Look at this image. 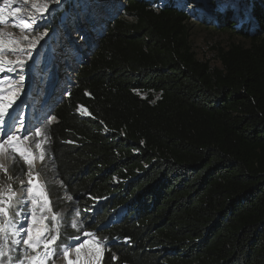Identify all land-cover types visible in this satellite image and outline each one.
Here are the masks:
<instances>
[{
  "label": "trees",
  "instance_id": "obj_1",
  "mask_svg": "<svg viewBox=\"0 0 264 264\" xmlns=\"http://www.w3.org/2000/svg\"><path fill=\"white\" fill-rule=\"evenodd\" d=\"M191 2L106 16L42 124L38 171L54 212L68 208L57 251L80 235L78 211L108 243L103 264H264V0H247L255 32L220 21L214 62L193 46Z\"/></svg>",
  "mask_w": 264,
  "mask_h": 264
},
{
  "label": "rangeland",
  "instance_id": "obj_2",
  "mask_svg": "<svg viewBox=\"0 0 264 264\" xmlns=\"http://www.w3.org/2000/svg\"><path fill=\"white\" fill-rule=\"evenodd\" d=\"M5 1L6 0H0V8L3 7ZM49 1L55 2L58 0H49ZM81 1L82 0H62V3L59 4V6L52 9L51 13L48 14L47 17L45 16V18L43 17L41 22L35 27H32L31 30L22 29L16 26L12 21L0 22V35L3 37L9 36L17 39L20 42L21 47L26 48L30 42L36 41V46L32 50L31 58H26L24 56L20 57L22 59H26L23 72L10 74L11 79H13L14 81H16V83H18L20 75H23V77H25L26 75L30 74L31 69L34 67L33 63H31V61H33L34 55L37 58L36 67L45 70L46 66L50 64V60L52 59L51 57L52 49L61 52L66 45L68 44L73 45L72 43L78 37L76 35V33L78 34V32L76 30H73L72 27H69L68 25H64L62 21L60 22V19H61L62 11H64L65 7H67L68 5L75 6L77 3ZM106 1L107 2H105V0H99V3L102 2L107 3L105 5L107 7L106 9H109V11L112 10V12L114 13H115V9H117L122 4H125L127 2V0H106ZM180 1L181 3H184V0H180ZM192 3L198 5L199 7L197 9L192 10L193 7ZM90 7H91L90 8L91 11H93L96 14L98 13L102 17V14L99 13L96 8L92 7L91 5ZM123 8L124 7L122 5L119 10H116L115 15L113 13L115 18L119 17L120 13L123 12ZM185 9L186 11L189 10L192 12L191 13L192 16H190V20L193 21L191 26V33H192L191 38H192L193 46L198 53V56L202 59H211L214 62L216 55L215 47L226 46L227 43L229 42L228 35L226 33H223L221 30L216 29L219 28L217 26L220 25L221 23L220 21L222 20L227 21L229 18V20L232 22V24H234L233 26L237 30L243 29V30H249L250 32L256 31L257 24L252 14L253 11H251V9L253 8L252 6L251 8L249 7L247 0H202L200 5L198 4L197 0H193L189 5V7ZM106 16H103V20L102 19L99 20L100 22L99 25L97 23L98 21V15H97L95 28L97 27L98 29L100 27H103L104 29L108 28L110 22L109 20H107ZM115 18H113L111 21H113ZM73 31H75V33ZM48 33H51L52 35L50 38H46ZM25 36L28 37L27 40L24 39ZM92 47L93 48L96 47V42L92 45ZM90 48L91 46H88V49ZM74 52L77 53V51ZM78 53L81 54V51ZM87 57H88L87 53L83 54V60H86ZM5 59L15 61L17 59V55L8 52L5 53ZM60 74L61 73H59V75ZM34 80H37V78ZM30 88H31V84L29 90H31ZM35 95L39 96V94H35ZM38 99L36 98L35 101L41 102L38 101ZM32 106L35 107L36 103H34ZM54 120L55 117L53 113H51L39 125H37V127L32 129L30 132L26 133L28 137L26 141L31 151L35 155H37L38 158L40 157L41 151H43L42 148L44 142L43 140H41L42 133L40 128L42 124L45 123L46 121L54 122ZM37 129L40 131L39 136L35 135V131ZM37 144H39L41 147L38 148ZM43 156L45 158L44 151H43ZM43 160L39 158L38 165L37 166L33 165L31 168H29V166L25 163V161L22 158L19 157L18 154H11L8 168L0 171V202H3L2 205L0 206L9 207L10 204L8 219H7V224H8L7 230L4 233H0V251L3 252V255L0 256V264H21L22 261L24 262V264H27L24 254L26 252L29 255L33 254L31 249L27 248V246L24 245L23 243V240L26 238L23 229L27 228L29 225V220L27 219V217L29 216L31 211V204L29 203L30 197L26 195V189L28 188V182L30 178L34 182L36 175H39L41 177L45 185L44 189L46 190L49 200L51 202L50 203L51 212H48L47 209H45L43 213H40L39 209L37 208L38 220L41 214L48 216V219L41 222L39 226L43 228L45 225H47L49 229H52L53 225L58 223L60 229V227L64 225V219L66 213L68 212V208L62 207L59 211L54 212L52 201L49 196V192L47 188V182L45 181L41 172L38 171L39 168L42 167ZM15 164L17 167L22 165L26 167L27 171L23 176L13 175L12 167ZM13 192L15 193L14 196H12ZM9 197H11L10 200ZM93 207L96 208L97 205H93ZM121 209H123V207H121L119 211ZM52 214H55L57 216V221H53L51 219ZM5 222L6 221L4 217L0 216V224H3ZM83 222L84 221H81V219L79 218L78 211H76L75 215L72 217V224L74 228L80 231V235L78 237L73 238L69 246H72L75 243H77L78 241L76 239L79 240L80 238L85 237L84 235L85 233L94 234V236L98 238L95 232L83 229V227L81 226L83 225L82 224ZM17 229H20V231H17ZM17 240L20 241L19 244L16 243ZM56 241H55V245L53 246L54 252L49 257L47 264H66V260L60 254L61 250L57 251L56 249ZM104 245H105V249L107 250L108 243L105 242Z\"/></svg>",
  "mask_w": 264,
  "mask_h": 264
},
{
  "label": "snow or ice",
  "instance_id": "obj_3",
  "mask_svg": "<svg viewBox=\"0 0 264 264\" xmlns=\"http://www.w3.org/2000/svg\"><path fill=\"white\" fill-rule=\"evenodd\" d=\"M37 11H47L49 8L48 3H43L40 6H36ZM19 13L21 10L16 8L14 10ZM4 18L0 16V22H3ZM21 23L26 29L31 30L33 27L31 20H22ZM15 26V25H14ZM25 40L28 39L27 36L24 37ZM36 46V41H32L28 46L21 47L20 42L15 38H10L4 40L0 38V152H6L10 154H18L25 163L31 168L35 159L34 153L25 145V141L28 139L25 134L22 136L20 130L15 128L16 123H21L17 117L9 114L8 109L12 108L16 100L19 98L21 89L19 87H12L16 81L10 78L12 73H22L24 70V65L26 59L20 57L24 56L26 58H31L32 50ZM14 53L17 55L15 61L5 59V53ZM23 75L19 76V83L23 82ZM15 110V109H13ZM81 112L86 115H91L87 108L81 106ZM26 133L27 130L25 129ZM35 135L39 136L40 131L37 129ZM37 147H41L37 144ZM43 160V151H41L40 157ZM30 175V174H29ZM15 193H12L14 196ZM26 195L30 197L29 203L31 204V211L27 219L29 220V225L27 228L23 229L26 238L23 240L24 245L31 249L32 255L27 252L25 255V260L27 264H47L49 257L53 254L55 241L59 237V224L53 225L52 229H49L47 225L41 228L39 225L44 220L48 219V216L41 214L39 220L37 218V208L40 213H43L45 209L51 212L50 200L47 195L44 186L37 180L33 182L30 178L28 182V188L26 189ZM11 197H9V200ZM3 202H0L2 205ZM10 207V204H9ZM9 207L0 206V216L4 217L5 223L0 224V233H4L7 230L8 224V212ZM51 219L57 221V216L52 214ZM20 231V229H17ZM88 239L81 241L77 245H65L61 248V255L66 260V264H99V259L103 257L104 251V241L94 236V234L85 233ZM17 244L20 243L19 240L16 241ZM75 249L77 253L76 259H69L70 248ZM81 250H86L87 254H82ZM3 252L0 251V256ZM115 259V257H113ZM21 264H24L22 261Z\"/></svg>",
  "mask_w": 264,
  "mask_h": 264
},
{
  "label": "bare ground",
  "instance_id": "obj_4",
  "mask_svg": "<svg viewBox=\"0 0 264 264\" xmlns=\"http://www.w3.org/2000/svg\"><path fill=\"white\" fill-rule=\"evenodd\" d=\"M105 2H107L105 0ZM100 3L99 6L95 5L98 12L101 14H106L107 17H110L113 15L114 12L112 10L107 11V7L105 6L107 3ZM43 3H48L49 8L47 11H37L36 6H40ZM62 3V0H58L55 2H51L49 0H6L5 4L2 8H0V16L4 18L3 22H9L12 21L14 24L22 29H26L24 25L21 23L22 20H31L33 27L38 25L42 18L45 16L47 17L48 14L51 13L52 9L59 6V4ZM16 8H19L21 11L19 13H16L14 10ZM52 35L51 33H48L46 38H50ZM98 35H95V38L97 39ZM0 38L4 40H8L12 37L6 36L3 37L0 35ZM73 45H66L64 49L61 52L55 51V49H52L51 51V57H52V63H51V74L48 79V82L45 83L44 86L49 85L47 88H45L44 94L41 102L35 101L36 98L38 99V96H36V91L29 90L31 81L35 76L38 74L40 75L39 71L36 67L37 58L35 55L33 56V68L29 75H26L23 79L22 84L16 83L12 85V87H19L21 89L19 98L16 100L15 104L12 106V108L8 109L9 114L12 116H15L18 118L19 121H22L21 123H16L15 128L20 130V134L23 136L30 132L32 129L37 127L45 118L46 113L50 110L51 106L56 100L62 101L64 97L67 95V91L63 92L60 88L63 85V83H67V86L72 83V80L74 78V74L76 73V68L78 67L79 63L83 60V57H81L80 49H82V40L80 37H77L76 40L72 43ZM91 49V48H90ZM86 49H83L85 51ZM74 51H77L74 52ZM71 53V54H70ZM71 55V57H70ZM64 57V58H62ZM62 68V73L59 75V70ZM58 72V74H57ZM65 80V81H64ZM39 83V82H38ZM40 84V83H39ZM31 89V88H30ZM50 91L48 96L45 98V94L47 91ZM60 101V102H61ZM34 103H36V106H32ZM38 103V104H37ZM15 109V110H13ZM22 109V112L20 110ZM27 130L25 133L24 130ZM25 145L30 149L27 141H25ZM31 150V149H30ZM10 153L6 152H0V171L3 169H7L9 166L10 161ZM35 159L33 162L34 166H37L39 163V158L37 155H35ZM39 181L45 188V185L39 175H36L34 182ZM89 237H83L79 240L76 239L78 242L74 245L79 244L81 241L88 239ZM104 247V246H103ZM82 254H87L86 250H81ZM77 256V253L75 252L74 247L70 248L69 251V259L75 260ZM104 259V251H103V257L102 259H99V264H103Z\"/></svg>",
  "mask_w": 264,
  "mask_h": 264
},
{
  "label": "built area",
  "instance_id": "obj_5",
  "mask_svg": "<svg viewBox=\"0 0 264 264\" xmlns=\"http://www.w3.org/2000/svg\"><path fill=\"white\" fill-rule=\"evenodd\" d=\"M75 4H76V2H75ZM160 4H162V2ZM90 5L94 6V7H96L95 5L99 6L100 5L99 0L98 1L97 0H87V1L82 0L81 2L77 3L75 6L68 5L67 7H65L64 11H62L60 22L62 21L64 25H68L69 27H72L73 30H76L78 32V34L76 33V35L78 37H80V39L82 40L81 47H83V49H86L85 51H83V49H80L81 55H82L81 57H83V54H86V53L88 55L86 60H82L79 63L78 67L76 68V73L74 74V78L72 80V83L69 84L68 86H66L67 95L65 97L68 96L69 92L71 91V89L73 88V86L75 85V83L77 81L76 78H77V72L79 70V67L81 66V64L88 61V59L91 57V54H89V53L92 52L94 49L92 47V45L96 41H99L104 34V33L101 34V32H102L101 30L103 27H100L98 29V27L95 28V26H96V21H97V15H98L97 23L100 25L99 20L100 19L103 20V16H106V14H102V17H101V15H99L98 13L96 14L93 11H91ZM115 5H116V3H115ZM107 11H109V9ZM97 33H100V35L96 39L95 35ZM88 46H91V48H93L92 51H90V49H88ZM81 106H79V112L82 115H86V114H83L81 112V110H80Z\"/></svg>",
  "mask_w": 264,
  "mask_h": 264
},
{
  "label": "water",
  "instance_id": "obj_6",
  "mask_svg": "<svg viewBox=\"0 0 264 264\" xmlns=\"http://www.w3.org/2000/svg\"><path fill=\"white\" fill-rule=\"evenodd\" d=\"M74 33H75V31H73ZM74 33H72V34H74ZM73 36V35H72ZM98 43H99V41H96V46L98 45ZM92 52H90L89 54H91ZM51 60H50V64H48L47 66H46V68H45V70H43V69H40V68H38L37 67V70L41 73V75H37V76H35V78H33L32 79V81H31V92L32 91H36V94H39V96H38V101H40L41 99H42V97H43V94H44V87L45 88H47L49 85H47V86H44L45 85V83H47L48 82V79H49V76H50V70H51V68H50V66H51ZM32 70V69H31ZM63 71H62V68L59 70V73H62ZM57 74H58V72H57ZM37 78V80H34V79H36ZM65 81V80H64ZM40 84H39V83ZM36 83V84H35ZM66 86H67V83H63V85L61 86V87H63V88H60L61 89V91H63V92H66L67 91V89H66ZM39 92V93H38ZM50 93V91L48 90L47 92H46V94H45V98L48 96V94ZM60 101H61V99L60 100H56L54 103H53V105L51 106V108H50V110L46 113V117H48L49 116V114H51V113H53L54 112V110H55V108H56V106L60 103ZM20 112H22V109L20 110ZM46 117H44V118H46ZM104 246V254H105V252H106V249H105V245H103Z\"/></svg>",
  "mask_w": 264,
  "mask_h": 264
},
{
  "label": "clouds",
  "instance_id": "obj_7",
  "mask_svg": "<svg viewBox=\"0 0 264 264\" xmlns=\"http://www.w3.org/2000/svg\"><path fill=\"white\" fill-rule=\"evenodd\" d=\"M192 1H193V0H192ZM197 1H198V4H199V5H200L201 2H202V0H197ZM189 5H190V4H189ZM192 6H193V7H192V10H193V9H197V8L199 7L198 5H195V4H193V3H192Z\"/></svg>",
  "mask_w": 264,
  "mask_h": 264
}]
</instances>
